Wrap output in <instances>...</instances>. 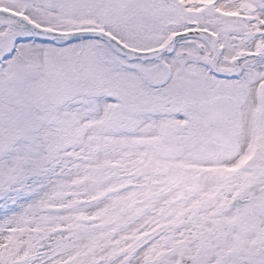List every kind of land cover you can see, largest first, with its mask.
Masks as SVG:
<instances>
[{"label":"snow or ice","instance_id":"6c2138e0","mask_svg":"<svg viewBox=\"0 0 264 264\" xmlns=\"http://www.w3.org/2000/svg\"><path fill=\"white\" fill-rule=\"evenodd\" d=\"M0 264H264V0H0Z\"/></svg>","mask_w":264,"mask_h":264}]
</instances>
